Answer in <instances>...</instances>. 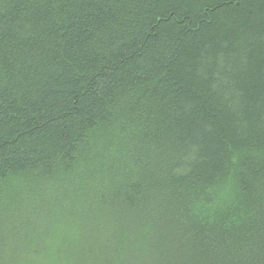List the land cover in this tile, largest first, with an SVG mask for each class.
<instances>
[{"label": "trees", "instance_id": "1", "mask_svg": "<svg viewBox=\"0 0 264 264\" xmlns=\"http://www.w3.org/2000/svg\"><path fill=\"white\" fill-rule=\"evenodd\" d=\"M0 264H264V0H0Z\"/></svg>", "mask_w": 264, "mask_h": 264}]
</instances>
